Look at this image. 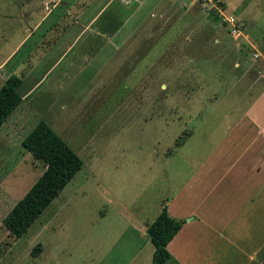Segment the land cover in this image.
Returning a JSON list of instances; mask_svg holds the SVG:
<instances>
[{"label": "rangeland", "instance_id": "1", "mask_svg": "<svg viewBox=\"0 0 264 264\" xmlns=\"http://www.w3.org/2000/svg\"><path fill=\"white\" fill-rule=\"evenodd\" d=\"M24 1L0 0V57L24 34ZM141 9L144 19L115 37L124 47L110 52L109 81L107 68L90 72L95 59L83 61L76 76L57 73L0 127V264H151L153 244L133 227L159 214L174 173L190 172L178 159L207 154L223 113L243 106L237 81L264 73V0H146ZM41 119L83 166L15 238L3 218L45 168L21 144Z\"/></svg>", "mask_w": 264, "mask_h": 264}, {"label": "crops", "instance_id": "2", "mask_svg": "<svg viewBox=\"0 0 264 264\" xmlns=\"http://www.w3.org/2000/svg\"><path fill=\"white\" fill-rule=\"evenodd\" d=\"M145 1L43 0L40 5L24 1L27 26L21 40L0 57V86L11 74L21 76L18 92L23 103L57 73L60 78L73 76L74 68L91 58L98 68L89 62L88 70L107 68L109 81L110 52L124 47L115 37L124 36V25L134 18L136 23L144 19L140 10ZM54 12L59 14L52 18ZM34 35L26 54L15 61ZM84 45L95 54L88 57L87 50L80 49ZM102 51L107 57L100 62ZM236 84L243 106L223 113L224 130L210 143L209 152L196 159L179 158L182 170L188 165L190 172L178 171L167 183L172 185L165 199L167 212L184 223L167 244L172 260L166 264H264V73H249ZM151 222L142 218L133 229L144 236Z\"/></svg>", "mask_w": 264, "mask_h": 264}, {"label": "trees", "instance_id": "3", "mask_svg": "<svg viewBox=\"0 0 264 264\" xmlns=\"http://www.w3.org/2000/svg\"><path fill=\"white\" fill-rule=\"evenodd\" d=\"M218 19V15H214ZM22 77L9 75L0 86V127L22 102L18 86ZM22 146L45 168L25 194L11 207L3 218V224L15 238L21 237L40 217L43 211L56 198L67 183L82 168L80 156L67 142L41 119L21 141ZM184 220L171 217L165 201L155 219L147 225V234L153 244L151 264H166L172 260L167 244L181 228ZM40 243L33 247L32 253L38 254Z\"/></svg>", "mask_w": 264, "mask_h": 264}, {"label": "built area", "instance_id": "4", "mask_svg": "<svg viewBox=\"0 0 264 264\" xmlns=\"http://www.w3.org/2000/svg\"><path fill=\"white\" fill-rule=\"evenodd\" d=\"M225 18L232 25V30L236 31L237 28L235 27L234 18L233 17H225Z\"/></svg>", "mask_w": 264, "mask_h": 264}]
</instances>
